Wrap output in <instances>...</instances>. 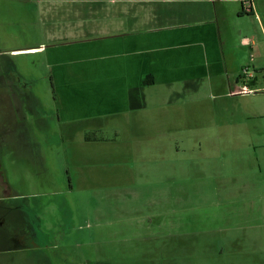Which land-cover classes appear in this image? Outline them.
<instances>
[{
    "label": "crops",
    "instance_id": "1",
    "mask_svg": "<svg viewBox=\"0 0 264 264\" xmlns=\"http://www.w3.org/2000/svg\"><path fill=\"white\" fill-rule=\"evenodd\" d=\"M254 4L251 14L238 0H60L53 10L39 5L49 18L45 33L53 38L39 49L56 87L58 118L84 123L86 143L117 142L127 134L120 129L132 124L136 134L137 126L153 121L142 116L137 122V113L158 100L173 108L176 95L187 100L185 118L192 117L189 104L198 121L204 113L222 114L212 126L220 146L215 170L205 164L197 169L215 185L200 189L192 203L184 179L191 175L188 162L176 174L175 167L166 170L164 228L141 231L165 239L153 254L156 264H264V0ZM245 67L261 82L246 81ZM224 101L239 103L236 108ZM175 183L184 185L177 195Z\"/></svg>",
    "mask_w": 264,
    "mask_h": 264
},
{
    "label": "rangeland",
    "instance_id": "2",
    "mask_svg": "<svg viewBox=\"0 0 264 264\" xmlns=\"http://www.w3.org/2000/svg\"><path fill=\"white\" fill-rule=\"evenodd\" d=\"M59 2L0 0V79H9L11 73L21 79L15 86L25 94L26 104L24 125L2 128L0 124V155H13L12 182L24 203L32 209L40 203L45 207L42 216L47 228L57 233L54 244L61 249L56 264H156L153 254L163 249L165 239L143 236L141 231L164 228L160 224L167 219L161 214L166 211L162 206L167 200L166 170L175 167L176 174L188 162L191 175L185 174L184 179L192 203L200 189L215 185L213 177L203 178L197 169L205 164L210 172L215 170L214 150L220 146L212 126L221 123L222 114L204 113L198 121L194 118L198 112L189 104L192 117L185 118L182 106L187 100L176 95L173 108L158 100L159 105L150 103V110L137 113V122L142 116L153 121L137 126L136 134L132 124L120 129L127 134L117 142L86 143L84 123L58 118L56 87L39 49L53 40L45 33L49 18L39 13V5L47 3L53 10ZM28 48L36 49L23 51ZM245 73L246 81L262 79L252 68ZM205 102L217 105L215 100ZM239 102V107L244 106ZM239 102L222 103L237 108ZM232 114L226 112L225 117ZM238 119L242 121L241 112ZM221 147L233 148L227 143ZM181 185L172 186L176 195Z\"/></svg>",
    "mask_w": 264,
    "mask_h": 264
},
{
    "label": "flooded vegetation",
    "instance_id": "3",
    "mask_svg": "<svg viewBox=\"0 0 264 264\" xmlns=\"http://www.w3.org/2000/svg\"><path fill=\"white\" fill-rule=\"evenodd\" d=\"M17 80L21 79L14 73L9 79H0L2 128L13 123L24 125L26 121V104L22 99L25 94L16 89ZM13 160V155H0V264H56L61 251L59 245L54 244L57 233L46 226L42 216L45 207L40 203L32 209L17 192L12 182Z\"/></svg>",
    "mask_w": 264,
    "mask_h": 264
},
{
    "label": "built area",
    "instance_id": "4",
    "mask_svg": "<svg viewBox=\"0 0 264 264\" xmlns=\"http://www.w3.org/2000/svg\"><path fill=\"white\" fill-rule=\"evenodd\" d=\"M238 1L242 4L244 10L247 13H252V11L255 7L254 0H238Z\"/></svg>",
    "mask_w": 264,
    "mask_h": 264
},
{
    "label": "trees",
    "instance_id": "5",
    "mask_svg": "<svg viewBox=\"0 0 264 264\" xmlns=\"http://www.w3.org/2000/svg\"><path fill=\"white\" fill-rule=\"evenodd\" d=\"M242 7H243V6H242ZM243 12L246 13V14H251V13H247V12L244 10V8H243ZM148 77L150 78V76H148ZM151 79H152V78H151ZM149 83H153V81L151 80ZM149 83H148V84H149ZM144 85H145V84H144Z\"/></svg>",
    "mask_w": 264,
    "mask_h": 264
},
{
    "label": "water",
    "instance_id": "6",
    "mask_svg": "<svg viewBox=\"0 0 264 264\" xmlns=\"http://www.w3.org/2000/svg\"><path fill=\"white\" fill-rule=\"evenodd\" d=\"M26 52V51H25Z\"/></svg>",
    "mask_w": 264,
    "mask_h": 264
}]
</instances>
